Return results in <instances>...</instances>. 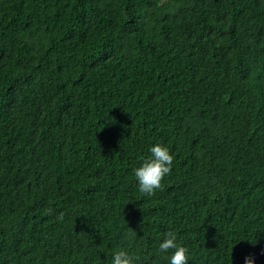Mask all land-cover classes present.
I'll list each match as a JSON object with an SVG mask.
<instances>
[{
	"label": "trees",
	"instance_id": "trees-1",
	"mask_svg": "<svg viewBox=\"0 0 264 264\" xmlns=\"http://www.w3.org/2000/svg\"><path fill=\"white\" fill-rule=\"evenodd\" d=\"M169 231L264 264V0H0V264H169Z\"/></svg>",
	"mask_w": 264,
	"mask_h": 264
},
{
	"label": "clouds",
	"instance_id": "clouds-1",
	"mask_svg": "<svg viewBox=\"0 0 264 264\" xmlns=\"http://www.w3.org/2000/svg\"><path fill=\"white\" fill-rule=\"evenodd\" d=\"M150 156L144 159L142 165L134 169V177L138 184V190L145 197H152L157 190H162L163 181L172 171L174 156L170 154L167 147L161 144H155L150 148ZM51 214V210H49ZM58 220H63L61 213ZM160 253H169V264H188V249L177 243V234L169 231L164 234L163 241L159 244ZM139 257L130 255L124 249H118L114 252L111 264H134ZM254 255L249 254L245 257V264H254Z\"/></svg>",
	"mask_w": 264,
	"mask_h": 264
}]
</instances>
